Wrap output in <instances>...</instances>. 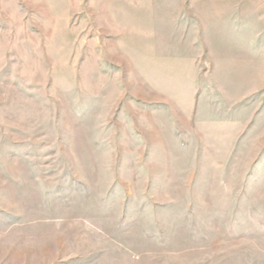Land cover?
Listing matches in <instances>:
<instances>
[{"label":"rangeland","instance_id":"rangeland-1","mask_svg":"<svg viewBox=\"0 0 264 264\" xmlns=\"http://www.w3.org/2000/svg\"><path fill=\"white\" fill-rule=\"evenodd\" d=\"M0 264H264V0H0Z\"/></svg>","mask_w":264,"mask_h":264}]
</instances>
